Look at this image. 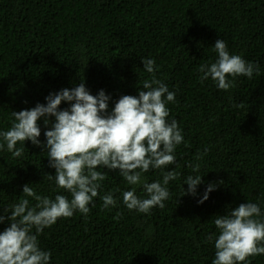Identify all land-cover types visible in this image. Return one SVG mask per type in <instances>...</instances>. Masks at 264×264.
Returning <instances> with one entry per match:
<instances>
[{"label":"trees","instance_id":"1","mask_svg":"<svg viewBox=\"0 0 264 264\" xmlns=\"http://www.w3.org/2000/svg\"><path fill=\"white\" fill-rule=\"evenodd\" d=\"M217 39L258 64L260 74L236 78L227 91L201 82L199 67L214 61ZM141 58H154L157 70L145 72ZM151 79L176 93L169 118L183 130L169 166L179 174L168 185L171 199L149 214L130 211L120 192L133 186L105 168L91 211L60 218L38 237L51 264H212L215 250L205 238L216 232L214 216L246 202L264 208V0H0V130L10 127L12 111L82 81L91 94L110 95L111 108ZM25 147L15 159L0 151V214L22 198L25 184L40 195H68L48 180L55 170L43 149L30 141ZM195 163L203 176L199 195L183 196ZM144 175L162 179L159 170ZM209 183L218 187L199 204ZM109 191L118 204L104 209L100 197ZM249 259L264 264V256Z\"/></svg>","mask_w":264,"mask_h":264},{"label":"clouds","instance_id":"2","mask_svg":"<svg viewBox=\"0 0 264 264\" xmlns=\"http://www.w3.org/2000/svg\"><path fill=\"white\" fill-rule=\"evenodd\" d=\"M212 47L216 56L214 61L200 65L201 82L210 79L217 89L227 91L235 86L236 78L251 80L260 74L258 64L231 53L223 39H217ZM141 62L149 74L158 68L154 58H141ZM175 97L176 93L160 80H145L137 95H122L110 108V95L104 90L93 95L82 81L50 93L46 103L12 111L10 127L0 130V151L15 159L24 155L26 141L42 148L48 166L55 170V175L47 174L48 180L68 195L52 198L38 194L31 184L23 186L22 198L0 214V224H8L0 231V264H51V252L41 248L38 237L60 218L91 211L89 205L95 206L94 198L106 179L105 168L118 172L133 186L120 192L128 210L149 214L155 207L163 209L171 199L169 182L179 177L169 166L175 164L176 149L184 143L178 121L169 118L168 104L174 103ZM62 103L68 107L61 109ZM40 121L47 129L44 141L39 139ZM208 150L205 148L204 154ZM201 158L196 156L197 161ZM189 167L192 174L184 179L183 185L188 187L185 190L182 185L183 196L197 197L198 186L203 183V176L198 174L200 164ZM150 170H159L162 179L149 182L144 174ZM137 187L142 195H137ZM217 187L209 183L198 203L208 200ZM100 199L104 209L118 204L112 191ZM214 217L216 232L205 238L215 250L212 264H251L250 257L264 256V208L260 203L229 206L226 214Z\"/></svg>","mask_w":264,"mask_h":264}]
</instances>
